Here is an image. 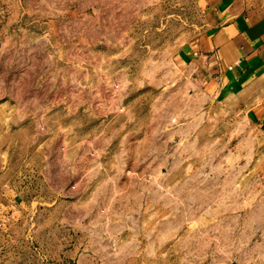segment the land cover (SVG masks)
<instances>
[{
    "label": "rangeland",
    "instance_id": "1",
    "mask_svg": "<svg viewBox=\"0 0 264 264\" xmlns=\"http://www.w3.org/2000/svg\"><path fill=\"white\" fill-rule=\"evenodd\" d=\"M199 0H0V264H264V130L181 50Z\"/></svg>",
    "mask_w": 264,
    "mask_h": 264
},
{
    "label": "crops",
    "instance_id": "2",
    "mask_svg": "<svg viewBox=\"0 0 264 264\" xmlns=\"http://www.w3.org/2000/svg\"><path fill=\"white\" fill-rule=\"evenodd\" d=\"M204 23L181 50L200 78L236 89L264 130V0H199Z\"/></svg>",
    "mask_w": 264,
    "mask_h": 264
}]
</instances>
